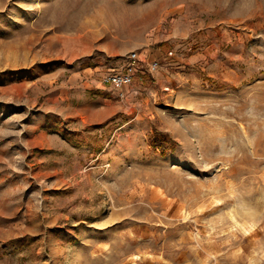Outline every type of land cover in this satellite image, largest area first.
I'll list each match as a JSON object with an SVG mask.
<instances>
[{
  "label": "rangeland",
  "instance_id": "rangeland-1",
  "mask_svg": "<svg viewBox=\"0 0 264 264\" xmlns=\"http://www.w3.org/2000/svg\"><path fill=\"white\" fill-rule=\"evenodd\" d=\"M0 264H264V0H0Z\"/></svg>",
  "mask_w": 264,
  "mask_h": 264
},
{
  "label": "built area",
  "instance_id": "built-area-1",
  "mask_svg": "<svg viewBox=\"0 0 264 264\" xmlns=\"http://www.w3.org/2000/svg\"><path fill=\"white\" fill-rule=\"evenodd\" d=\"M136 55L135 52L131 53L130 56H132L131 58L134 60V56ZM156 62L153 63V66H155ZM135 71H137V65L133 64L131 65V67H129L128 70H124V71H118V70H112L109 75H108V79L114 83L115 85L118 86H122L125 85L127 83H129L133 76Z\"/></svg>",
  "mask_w": 264,
  "mask_h": 264
}]
</instances>
